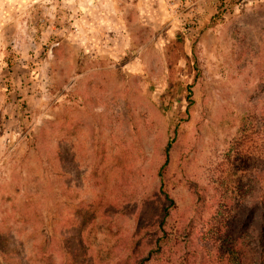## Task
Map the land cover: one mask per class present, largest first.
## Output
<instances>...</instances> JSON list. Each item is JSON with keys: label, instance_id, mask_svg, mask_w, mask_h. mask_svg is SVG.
<instances>
[{"label": "rangeland", "instance_id": "rangeland-1", "mask_svg": "<svg viewBox=\"0 0 264 264\" xmlns=\"http://www.w3.org/2000/svg\"><path fill=\"white\" fill-rule=\"evenodd\" d=\"M228 12L30 0L0 71V264L257 263L264 0Z\"/></svg>", "mask_w": 264, "mask_h": 264}, {"label": "crops", "instance_id": "crops-1", "mask_svg": "<svg viewBox=\"0 0 264 264\" xmlns=\"http://www.w3.org/2000/svg\"><path fill=\"white\" fill-rule=\"evenodd\" d=\"M125 1L126 3L129 2V0H122L123 3ZM214 1L194 0L191 10L194 11L199 19V25L196 26V30H203L207 23L212 21L215 10ZM29 2L30 0H0V71L3 69L4 64L2 60L4 48L14 38L18 30L16 19L22 12H27ZM118 2L119 0H106V3L110 5H117ZM225 16L229 17L230 12L227 11Z\"/></svg>", "mask_w": 264, "mask_h": 264}, {"label": "trees", "instance_id": "trees-1", "mask_svg": "<svg viewBox=\"0 0 264 264\" xmlns=\"http://www.w3.org/2000/svg\"><path fill=\"white\" fill-rule=\"evenodd\" d=\"M239 3V0H230L229 1V6L230 7H233L235 5H237ZM212 21H214V18L212 17ZM217 22V21H215ZM191 94V91H189L188 93V98H189V95ZM169 145L166 146L165 148V162H167V159H168V155H169V148H168ZM163 194V197L164 199L166 200H169L172 202V198H170V196L168 195V193L166 191H162L161 192ZM264 205V203H263ZM164 213V216H163V219L165 220V215L166 214H169V211L166 209V207H164L162 209ZM161 220L158 224V228H160L161 230L160 231H164L163 229V222L164 220ZM259 224L257 225V229L255 231V238H256V241L258 243V249H257V254H256V258H257V263L256 264H264V212L263 210H261V213L259 214ZM156 242L158 243V241L156 240ZM7 259V258H5ZM8 260V259H7ZM6 260V264H8V261Z\"/></svg>", "mask_w": 264, "mask_h": 264}, {"label": "built area", "instance_id": "built-area-1", "mask_svg": "<svg viewBox=\"0 0 264 264\" xmlns=\"http://www.w3.org/2000/svg\"><path fill=\"white\" fill-rule=\"evenodd\" d=\"M229 1L230 0H215V10L213 16L218 19H222L225 16V13L231 8L229 6ZM170 2L174 5H189L191 8L194 0H170Z\"/></svg>", "mask_w": 264, "mask_h": 264}]
</instances>
